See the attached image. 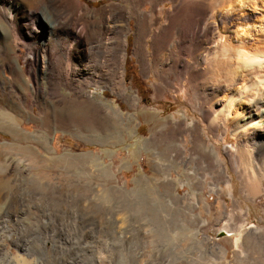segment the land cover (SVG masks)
Returning a JSON list of instances; mask_svg holds the SVG:
<instances>
[{"label":"rangeland","instance_id":"rangeland-1","mask_svg":"<svg viewBox=\"0 0 264 264\" xmlns=\"http://www.w3.org/2000/svg\"><path fill=\"white\" fill-rule=\"evenodd\" d=\"M82 1L92 8L112 2L128 6L134 1L141 2ZM225 1L209 0L210 10L204 18L199 14L192 17L182 11L172 21L167 17L168 13L182 7L181 0L160 2L159 8L164 10L160 15L154 13L150 1L140 5L141 9L152 14V19H158L152 20L151 31L145 37V59L135 53L136 21L130 19L127 57L122 71L126 92L136 95V103L132 105L114 93L109 84H89L85 88L97 100L119 106L123 113L119 119L111 115L100 121L91 108L63 107L57 111L58 115L73 112L83 119L85 126L81 129L59 126L51 130L48 133L51 147L33 144L38 152L34 157L30 149L15 146L16 141L10 132L0 129V142L11 144L5 150L0 148V164L3 168L10 167L8 171L4 168L6 172L0 167V264H20L22 259L36 264H67V260L81 252L85 258H97V241H105L108 236L112 245L118 242L108 234L111 229L106 226H112V222L121 224L124 219L129 224L127 234L134 232L139 236L132 249L143 250H140L143 256L145 254L143 259L150 263L264 264V241H251L248 248L244 244L245 237L253 229L264 236V139L240 141L234 137L233 127L225 128L220 119L218 126H213L210 120L224 109L227 91L217 92L212 86L213 80L205 82L201 74L205 67L199 56L201 47L210 48L208 52L213 56V52L223 45L220 37L224 28L218 23L217 12ZM165 25L172 27L171 32H174L163 40L160 36L164 34L160 30ZM198 26L201 32L210 27L208 37L203 39L205 37L196 30L191 35L196 41H192L194 38H190L188 30L193 28L195 31ZM204 40L207 42H202ZM20 53L24 55L26 50L22 49ZM184 59L192 62L195 69L198 67L193 86L183 73ZM204 61L207 64V58ZM63 92L72 97L78 95L66 88ZM34 112L38 114L39 109L35 107ZM167 117H171L174 123L181 121L172 125L174 128L179 125L175 131L164 125ZM194 121L202 124L200 135L206 140L207 150L212 143L218 148L219 156L212 157L214 164L211 168L205 167L203 151L193 142L199 136L194 131ZM24 128L29 132L41 130L38 123L29 120ZM241 149L245 155H241ZM251 172L258 175L261 191L250 195L244 175L251 177ZM201 179L202 184L198 183ZM170 182L173 183L170 185ZM192 190L197 193L192 195ZM199 197L206 206L203 210ZM218 200L220 208L217 210ZM188 207L193 208L188 210ZM137 227H141L140 232L136 231ZM193 228L198 230L197 239L208 237L223 246L227 250L226 257L220 258L218 254L208 252L206 246L195 244L190 238ZM178 229L184 233L177 235ZM236 234L242 235L238 242L234 237ZM71 239L82 240L80 246L90 242L93 249L84 250L75 244L74 251ZM116 247L108 252L110 257L107 259L115 257L116 261H126L129 246Z\"/></svg>","mask_w":264,"mask_h":264},{"label":"bare ground","instance_id":"bare-ground-1","mask_svg":"<svg viewBox=\"0 0 264 264\" xmlns=\"http://www.w3.org/2000/svg\"><path fill=\"white\" fill-rule=\"evenodd\" d=\"M146 1H150L151 5L153 3L154 13H158L160 15L162 11H164L162 8H159V3L163 0H141V2L139 1L136 3H134V1L131 6L112 2L100 8H92L86 1L83 2L82 0H0V129L7 130L11 133L13 140L16 141L15 146L26 147L31 150V155L33 157L35 155L38 156V152L33 147V144L43 145L46 148L49 146L51 147V138L48 137V133L51 130H55L59 126L66 128L75 127L77 129H81L85 126L83 119L80 116L73 115V112L58 115L57 111L63 109V107H74L80 110H83V108H91L100 121L102 119H108V116L111 117V115L113 117L114 115L118 116L119 119V117L123 114L120 107L111 106L106 102L97 100L93 94L85 91L86 86L89 84H109L111 85V89L114 93L127 99L132 105L136 103V95L131 92H126L124 72L122 69L124 68L127 57L126 52L128 47V34L130 31L129 23L131 18L136 21L135 53L142 59L147 58L145 50V37L151 31L152 20L155 21L157 17L152 19V14H149L147 11L141 9L140 5ZM181 2L182 7L174 12L168 13L167 17L170 21L180 15L182 11L190 16L199 14L204 18L210 10L208 3L209 0H181ZM258 7L263 10H258ZM217 15L219 17L218 23H220L224 28V30H222V36L220 37L223 41V45L220 50L213 52V56L210 52H208L210 48L207 50L208 48L206 45V47H201L202 52L199 53V56L205 65L201 74L205 82L213 80V82L211 81L213 83L212 86L217 92L220 93L227 91L225 92L227 95V98L225 97L227 99V103L225 107H223L224 109H220L221 111L219 110L220 115L216 114V117L214 116L210 122L213 123V126H215L214 124L218 126L217 122L220 119L225 128L232 126L234 137L240 139V141L241 139L253 138L263 140L264 0H226L218 10ZM214 23L216 24V22ZM176 26L178 25H175L174 27ZM171 28L172 27H169V25L161 26L160 31H163L164 35L162 37L160 36V39L164 40L165 37H168L167 34H173L174 31L171 32ZM208 28L202 29V32L200 31L199 26L197 29L195 27V31L191 28L188 30V34L192 39L194 36L191 37V35H194L197 30V32H201V36L208 37ZM156 35L158 36V34ZM203 39H206V37ZM193 40H195V38L192 39V41ZM162 42L163 41H161V43ZM202 42L207 41L204 40ZM22 49L26 50L24 55H21L20 53ZM191 50H193L192 47ZM186 52L189 53L191 51ZM207 55L208 57H206ZM206 58L208 60L207 64L204 61ZM144 63H146V61H144L141 65L144 66ZM177 65L175 68H177ZM182 68L184 70L183 73L187 75L186 77L188 78L189 83L193 86V82L198 76L196 71L198 67L195 69L192 62L184 59ZM162 73L163 72L161 71V74ZM162 78L163 77H161V79ZM63 88L73 91V93L78 95L72 97L63 92ZM35 107L39 109L38 114L34 112ZM208 116L210 115L208 114ZM183 117H185L184 113ZM27 120L38 123L41 126V130H37L35 132H29L26 130V128H24V124ZM164 120V125H166L167 129H170L171 131H175L179 127V125H177V127L174 128L172 125L181 122L179 120L174 123V120H172L171 117H167ZM193 128L194 131L197 132L196 134H199L198 137H194L195 139L193 142L198 144L199 148L203 151L202 158L205 163H207L205 167L207 168L208 165L211 168L214 164L213 158L219 156L218 148L212 143V145L208 147L209 150H207L205 145L206 140L200 135L202 134V124L198 121H194ZM200 131L201 133H199ZM8 146H11V144L0 142V148L5 150ZM194 146L195 145H193V147ZM240 151L241 155H245L243 149ZM0 167H2L1 164ZM4 168L8 171L10 167L7 166ZM197 169H199V166ZM197 169L195 171H198ZM200 171L201 170H199V172ZM162 172L163 171L160 173ZM254 174L256 173L254 172ZM254 174L251 172V177L250 175L249 177H245L246 175H244V183L250 195L261 191L258 175ZM226 177L227 176H225V178ZM163 179L161 178V180ZM170 181L172 180L170 179ZM172 183L170 182V185ZM198 183L202 184V179L199 180ZM198 189L200 190V188ZM192 191L190 192L192 195L197 193L194 190ZM201 199L202 198L199 197L200 203L202 204L201 209L203 210L206 206ZM218 203L219 200L217 205ZM189 204L190 203H188V206ZM192 208L188 207V210ZM219 208L220 206L218 205L217 210ZM222 208L223 207H221V209ZM219 212H217V214ZM126 221L127 220L124 219L121 224L116 225L115 222H112V226H106L108 227V230L111 229L108 234H111V236L116 238L118 242L112 245L110 242L111 239H109L108 236L106 237L107 239L105 238L106 240L104 239L105 241H97L98 243L96 242L95 244H98L96 246H99V249H97L98 247L96 248L99 257L97 255V258H87L88 256L85 258L84 253L81 252L76 254L75 257L73 256L74 258H72V260H67L66 263L154 264L151 259L150 261L152 263L143 259L145 256V254L143 256V250H137V247L132 249L134 246L133 244L137 242L135 240L137 236L133 234L134 232L127 234L126 230L128 229L129 224L126 223ZM140 230L141 227H137L136 231L140 232ZM176 231L177 235L184 233L182 229H178ZM105 234L106 233H104V235ZM104 235L101 236L104 237ZM197 236V228L191 229L190 238L193 239V242L195 241V244L198 243L201 246H206L207 250H209L208 252L211 254H218L220 258L226 257L227 250L219 243L210 240L208 237H205L204 239H197ZM234 237L238 242L242 235L236 234ZM63 238L64 237H62V239ZM254 240L255 242L256 240L260 242L264 241V236L261 235V232L259 233L257 230L253 229L248 232L245 237L244 244L248 248L250 242ZM70 243H73L74 245V247H72L73 250L76 247H79L90 251L92 248V245L89 244L90 242L82 245L85 247L80 246L82 240L79 242V240L75 241L73 239L72 241L71 239ZM252 244H254V242ZM258 244L261 246L260 243ZM113 246L127 247V254L129 255V258L126 261H121L122 259L116 261L115 257L113 260L107 259L108 252L113 250ZM69 247H71V244ZM115 249L114 255H116ZM79 250L77 252H79ZM97 252L95 251V253ZM103 252L107 253L104 254ZM85 254L93 256V254ZM109 257L110 255L108 258ZM125 258H127V256H125ZM15 261L18 263V260ZM15 263L16 262H11V264ZM20 264L36 263L34 261L31 262L29 260L27 261L22 259Z\"/></svg>","mask_w":264,"mask_h":264}]
</instances>
